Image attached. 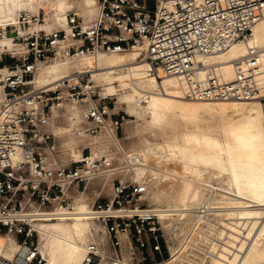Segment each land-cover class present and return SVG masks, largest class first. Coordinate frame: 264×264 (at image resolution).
Segmentation results:
<instances>
[{"label": "built area", "instance_id": "2783aa9c", "mask_svg": "<svg viewBox=\"0 0 264 264\" xmlns=\"http://www.w3.org/2000/svg\"><path fill=\"white\" fill-rule=\"evenodd\" d=\"M94 1L92 18L71 6L63 25H47L42 9L0 24V236L18 244L15 256H0V264H47L35 223L76 215L77 194L105 175L109 193L93 190L87 211L100 230H92L81 264H160L171 257L172 241L159 210L147 203V187L126 174L138 158L121 162L108 148L98 151L106 137L119 143L131 116L117 109L115 94H107L90 69L39 85L41 68L138 50L157 75L176 81L185 100L264 103V48L248 45L264 0ZM238 42L247 45L246 54L231 62L233 77L225 80L221 63L204 59ZM147 104V95L135 100L139 109ZM62 118L82 140L76 159L60 155L53 130Z\"/></svg>", "mask_w": 264, "mask_h": 264}, {"label": "bare ground", "instance_id": "6f19581e", "mask_svg": "<svg viewBox=\"0 0 264 264\" xmlns=\"http://www.w3.org/2000/svg\"><path fill=\"white\" fill-rule=\"evenodd\" d=\"M46 5L48 9L55 6L52 8L55 16L47 14L50 19L47 25L52 22L63 25L65 11L69 8L66 0H0V13L5 19L0 24L15 23L18 12H34L41 9L36 6ZM84 6L91 12L95 1L84 0ZM13 9L19 10L11 21ZM83 14L92 18L96 7L91 16ZM248 45L264 48V10L251 29ZM246 50L247 45L238 42L204 60L208 64L221 63L223 78L230 80L233 77L231 62L245 56ZM140 58L138 50L130 51L129 55L97 53L81 58L78 68L69 70L67 65L73 63L55 62L39 70L36 83L48 85L73 69L86 68L93 74H103L97 78L111 85L118 83L120 90L130 81L134 94L148 96L146 108L152 124H166L171 135L163 144L142 142L128 155L125 152L121 159L128 162L132 156L138 158L139 164L126 174L147 187L149 203L159 210L163 227L172 241L170 259L160 264H264V103L185 100L172 77L161 72L157 75ZM128 60L131 61L128 66H118ZM126 67L127 74L117 72ZM129 100L135 102V96ZM200 113L228 120L222 139L208 133L205 127L195 125L173 132L176 122H195ZM110 142L113 143L111 139ZM80 152H73V157L78 158ZM97 153L93 150V154ZM148 157L158 162L176 160L180 171L164 170L162 176L148 165ZM213 175L221 177L220 184L218 179L212 180ZM164 176L169 177L170 182L161 186ZM153 188L156 190L151 193ZM75 203L78 212L73 217L35 223L39 250L47 264H81L87 233H92L90 224L98 231L97 223L87 216L91 206L87 199L80 196ZM15 243L0 236V256L12 259L18 250Z\"/></svg>", "mask_w": 264, "mask_h": 264}, {"label": "rangeland", "instance_id": "374dc122", "mask_svg": "<svg viewBox=\"0 0 264 264\" xmlns=\"http://www.w3.org/2000/svg\"><path fill=\"white\" fill-rule=\"evenodd\" d=\"M66 2L68 3L69 8L71 6H77L86 15L88 14L89 16H91L95 12V6L91 7L92 10L90 12L89 8L84 6V0H66ZM51 6H52V8L55 7L54 5H51ZM36 7L43 9V11H45V13L48 14L50 17H52V15L55 16L54 9H52L50 7H49L50 9H48L47 5L46 6H36ZM36 7H33V8H36ZM17 10H19V9H13L12 10V12H14V13L11 15V21H12L14 14ZM0 21H5L4 16L1 13H0ZM8 22H10V21H8ZM129 53H130V51L125 52V53H120V54L129 55ZM140 60H142V59L140 58ZM79 61H77L73 64H69V66L67 65L68 70L71 68H78ZM130 63H131V61L128 60V61L119 63L118 66H122V65L128 66ZM127 71L128 70L126 67V69L120 68L117 72H123L124 74H127ZM95 75H96V77H98V76L103 75V74H95ZM98 79L103 84L104 89H105L107 94H115V99L117 101V104H116L117 109H122L129 116H131L130 121L123 125V130L119 135V143L114 144V143L110 142V139H108L106 137V138L101 140L102 143L101 142L99 143L100 150H98V151L101 152V150L108 148L110 151L114 152L116 157H119V160L121 162H123V161L126 162L124 160V158H123V160L121 159L124 156V153L126 152L128 155V153L131 152L130 151L131 149H135L137 147H140V144L142 142H148V143H153V144H163L168 139L167 136L170 137L171 131L168 129L169 127L166 124H161V125L152 124V118H151V114H150L149 110L146 107L144 109H139L135 106L134 101L129 100L131 96H135V99H136L139 95L134 94L132 91L122 90L120 92H116L117 91L116 89H118V88L120 89V86L118 85V83L111 85L104 79H101V78H98ZM127 83L129 85H127L125 88L132 86L130 81H127ZM111 87H114V88H111ZM62 119L64 121L62 123H59L58 126L54 128L53 132L55 135H57L59 137L60 155L63 158H67V157H69V153L72 155L73 152H78L80 150L79 146L82 143V140L73 136V134L71 133V128L68 125L66 118H62ZM227 122H228V120L226 118H218L217 115L200 113L195 122H192V121H178V122H176L175 126H173V132L178 131L180 129V127L195 125L197 128L198 127H205L207 129L208 133L217 134L218 137L220 139H222L224 136L225 124H227ZM102 144H104V145H102ZM154 160H156V161H154ZM147 161H148V165L152 167L151 169L154 170L155 172L161 174V175L165 174V172H163L164 170L165 171H171V170L180 171V163L177 162L176 160H173V159H169V160H166L164 162L163 161L158 162L157 159H153V158L148 157ZM133 169L134 168H130V171H133ZM212 177H213L212 180L215 181L218 179L217 183H219V184L221 183V177L219 175H216V177L213 175ZM129 178L132 181H136V180H133L131 177H129ZM169 182H170V178L164 176L160 182V185L163 186L165 184H168ZM221 185H224V182ZM93 190L101 192L102 196H106L109 193V175H105V176L99 178L96 181L95 185L89 187L88 190L84 194H77V197L75 199H77L81 196V197L87 199V201L91 204V202L94 199L93 194H92ZM155 190H156V188H153L150 191L152 193ZM146 198H147L148 205L151 207V204L149 203V197L146 196ZM92 228L96 229L94 224L91 223L90 224V232H92V230H93ZM98 231H99V228H98ZM89 239H90V233L88 232L87 236H86L85 243ZM38 241H39V234H38ZM16 245H18V244L15 243L14 247H16ZM168 247H169V244H168Z\"/></svg>", "mask_w": 264, "mask_h": 264}]
</instances>
